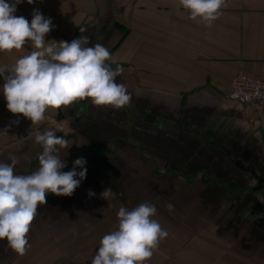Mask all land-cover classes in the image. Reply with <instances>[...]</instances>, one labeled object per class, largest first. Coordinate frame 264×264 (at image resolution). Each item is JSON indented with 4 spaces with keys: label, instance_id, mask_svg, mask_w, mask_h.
Listing matches in <instances>:
<instances>
[{
    "label": "crops",
    "instance_id": "obj_1",
    "mask_svg": "<svg viewBox=\"0 0 264 264\" xmlns=\"http://www.w3.org/2000/svg\"><path fill=\"white\" fill-rule=\"evenodd\" d=\"M225 2L210 25L189 19L179 0L17 6L15 15L29 23L34 9L52 20L46 42L79 37L86 47H106V64L122 70L116 82L131 101L114 110L77 100L49 108L32 125L4 112L0 90V131L7 128L0 133V163L15 156L14 173L32 174L43 151L35 136L50 130L68 141L54 153L65 164L60 171L81 157L87 169L72 196L46 195L25 255L0 240V264H91L102 237L118 228L119 209L141 203L155 205L153 219L168 232L145 264H264V185L254 190L257 178L230 161L259 165L256 173L264 176V109L230 93L240 71L264 80V0ZM33 50L28 41L19 51L0 52V67L7 70ZM3 83L0 77V89ZM109 187L115 195L106 200L101 193Z\"/></svg>",
    "mask_w": 264,
    "mask_h": 264
},
{
    "label": "clouds",
    "instance_id": "obj_2",
    "mask_svg": "<svg viewBox=\"0 0 264 264\" xmlns=\"http://www.w3.org/2000/svg\"><path fill=\"white\" fill-rule=\"evenodd\" d=\"M24 0H0V52L21 50L30 41L33 51L17 59L7 70L0 67L3 78L2 92L7 109L38 124L45 119L49 108L60 109L77 100L90 98L95 106H111L119 110L130 103L131 94L122 83L116 82L121 69L113 70L106 64L110 52L100 43L84 46L81 38L68 41H45L54 25L39 10L34 9L31 23L16 16L17 6ZM35 0H27L33 4ZM189 11V19L197 18L209 25L215 21L225 0H179ZM13 123H19L14 121ZM0 133L7 135V128ZM35 141L43 147L38 156L39 168L30 175H18L15 156L11 163H0V240L19 256L30 247L28 233L40 205L47 203L46 195L70 197L86 178V160L77 158L73 168L60 170L65 164L56 146L67 148L68 141L53 131L37 134ZM80 168V171L76 169ZM79 177V179H77ZM89 197L95 195L89 191ZM106 188L101 197L114 196ZM169 211L173 205L168 204ZM157 208L151 203H141L132 210L121 207L117 213L118 228L102 237L91 264H145L160 241L168 236L153 217Z\"/></svg>",
    "mask_w": 264,
    "mask_h": 264
},
{
    "label": "built area",
    "instance_id": "obj_3",
    "mask_svg": "<svg viewBox=\"0 0 264 264\" xmlns=\"http://www.w3.org/2000/svg\"><path fill=\"white\" fill-rule=\"evenodd\" d=\"M230 93L257 111L264 109V80L260 77L243 71L238 72L233 79ZM3 110L8 115H15L8 111L7 102L4 104Z\"/></svg>",
    "mask_w": 264,
    "mask_h": 264
},
{
    "label": "water",
    "instance_id": "obj_4",
    "mask_svg": "<svg viewBox=\"0 0 264 264\" xmlns=\"http://www.w3.org/2000/svg\"><path fill=\"white\" fill-rule=\"evenodd\" d=\"M152 120V119H151ZM227 154L230 155V151L229 150H226ZM251 158V155L247 152H245V159H250ZM256 161L258 159L254 158ZM230 161L233 162L237 167L247 171V172H250L252 174V177H255L257 178L258 180V186L254 188V190H258V189H262L263 188V185H264V178L261 177L260 175H258L256 173V170L255 169H250V167L246 166L242 161H234V159L232 157H230ZM258 204V203H257ZM258 206L260 207L261 205L258 204Z\"/></svg>",
    "mask_w": 264,
    "mask_h": 264
},
{
    "label": "flooded vegetation",
    "instance_id": "obj_5",
    "mask_svg": "<svg viewBox=\"0 0 264 264\" xmlns=\"http://www.w3.org/2000/svg\"><path fill=\"white\" fill-rule=\"evenodd\" d=\"M249 159H247V160H245V162L246 161H248ZM248 163V162H247ZM246 166H248V167H250V169H259V168H257L259 165H253V164H247ZM239 168V167H238ZM241 169V168H240ZM241 170H243V169H241ZM261 171H264V167L262 166V169H260ZM245 171V170H244ZM247 172V171H246ZM251 174V173H250ZM262 211V210H261ZM262 213H263V211H262ZM262 216V215H261ZM260 219L262 218V217H259Z\"/></svg>",
    "mask_w": 264,
    "mask_h": 264
},
{
    "label": "trees",
    "instance_id": "obj_6",
    "mask_svg": "<svg viewBox=\"0 0 264 264\" xmlns=\"http://www.w3.org/2000/svg\"><path fill=\"white\" fill-rule=\"evenodd\" d=\"M117 26L119 27V29H121L122 30V32L124 33V35L125 34H127V30H125L123 27H120V24L119 23H117ZM76 38V37H75Z\"/></svg>",
    "mask_w": 264,
    "mask_h": 264
},
{
    "label": "rangeland",
    "instance_id": "obj_7",
    "mask_svg": "<svg viewBox=\"0 0 264 264\" xmlns=\"http://www.w3.org/2000/svg\"><path fill=\"white\" fill-rule=\"evenodd\" d=\"M261 177H263L264 178V176L262 175ZM257 185V184H256ZM261 189H258L257 191H260Z\"/></svg>",
    "mask_w": 264,
    "mask_h": 264
}]
</instances>
